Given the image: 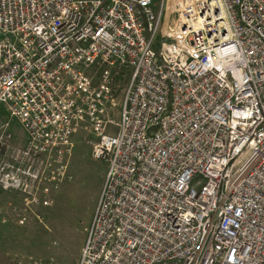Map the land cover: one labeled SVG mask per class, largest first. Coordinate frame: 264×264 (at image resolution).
<instances>
[{
  "label": "built area",
  "instance_id": "2783aa9c",
  "mask_svg": "<svg viewBox=\"0 0 264 264\" xmlns=\"http://www.w3.org/2000/svg\"><path fill=\"white\" fill-rule=\"evenodd\" d=\"M0 104L28 208L106 165L78 264H264V0H0Z\"/></svg>",
  "mask_w": 264,
  "mask_h": 264
},
{
  "label": "rangeland",
  "instance_id": "374dc122",
  "mask_svg": "<svg viewBox=\"0 0 264 264\" xmlns=\"http://www.w3.org/2000/svg\"><path fill=\"white\" fill-rule=\"evenodd\" d=\"M159 3L155 0L156 6ZM120 99L119 94L110 115L115 122ZM6 122L14 140L24 142L20 125L0 104V128ZM84 138L78 133L72 139L64 180L49 194L51 206L28 208L23 196L0 189V264H78L106 171L103 162L93 159L85 143L89 138Z\"/></svg>",
  "mask_w": 264,
  "mask_h": 264
},
{
  "label": "crops",
  "instance_id": "0c3cea01",
  "mask_svg": "<svg viewBox=\"0 0 264 264\" xmlns=\"http://www.w3.org/2000/svg\"><path fill=\"white\" fill-rule=\"evenodd\" d=\"M19 143H21V142H19ZM22 144V143H21Z\"/></svg>",
  "mask_w": 264,
  "mask_h": 264
}]
</instances>
